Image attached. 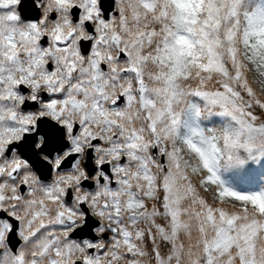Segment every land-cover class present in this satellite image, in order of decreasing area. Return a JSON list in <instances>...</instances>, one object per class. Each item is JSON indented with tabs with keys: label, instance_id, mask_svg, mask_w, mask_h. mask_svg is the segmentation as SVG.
<instances>
[{
	"label": "snow or ice",
	"instance_id": "1",
	"mask_svg": "<svg viewBox=\"0 0 264 264\" xmlns=\"http://www.w3.org/2000/svg\"><path fill=\"white\" fill-rule=\"evenodd\" d=\"M0 264H264V0H0Z\"/></svg>",
	"mask_w": 264,
	"mask_h": 264
}]
</instances>
